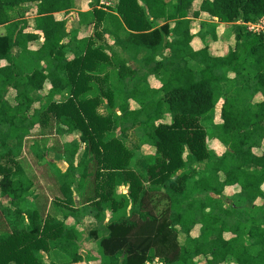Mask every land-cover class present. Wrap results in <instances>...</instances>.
<instances>
[{"label": "trees", "instance_id": "1", "mask_svg": "<svg viewBox=\"0 0 264 264\" xmlns=\"http://www.w3.org/2000/svg\"><path fill=\"white\" fill-rule=\"evenodd\" d=\"M78 1L0 0L6 27L0 35V194L10 204L0 207L10 228L0 232V264H46L41 254L51 250L78 264L81 238L98 245L99 264H198L201 257L206 264H264V34L245 26L264 17V0H117L115 7L80 12L79 27L69 30L57 14ZM190 13L240 21L234 45L213 55L204 41L219 40L217 25L202 21L204 46L196 49ZM150 76L159 78V87ZM46 84L43 105L36 95ZM106 99L108 113L99 114ZM51 120L59 135L73 136L63 154L48 150L49 158L67 164L56 172L69 211L43 220L21 158L25 139ZM204 123H212L210 133ZM130 130L141 139L134 148L123 137ZM214 139L223 153L209 147ZM84 145L90 158L78 157ZM45 150L36 151L40 160H47ZM92 162L95 195L76 209L74 192L83 189ZM122 187L127 193L118 192ZM227 187L237 191L229 202ZM88 215L97 227L86 235L65 223ZM197 228L200 235L190 238ZM180 233L189 237L184 245Z\"/></svg>", "mask_w": 264, "mask_h": 264}, {"label": "rangeland", "instance_id": "2", "mask_svg": "<svg viewBox=\"0 0 264 264\" xmlns=\"http://www.w3.org/2000/svg\"><path fill=\"white\" fill-rule=\"evenodd\" d=\"M97 1V0H96ZM95 3V7L97 6H101L102 8H106V4H101L100 0L99 2ZM33 4L28 3V4H22L17 6L11 13V17L12 19H17L18 17L23 16L27 9H29L30 7H32ZM96 7V8H97ZM80 9H84V7L82 8H76L75 6L69 11V12H62V13H58L57 14V18L58 19H63L67 22V27L69 30H72L74 28H78L79 27V22H80ZM32 22V20H31ZM197 26V25H196ZM199 26V25H198ZM93 28H95L93 26ZM102 29V26L100 27ZM99 28V29H100ZM33 29V27H32ZM100 29V30H101ZM93 31H95L94 29H92ZM224 31V29H220V32ZM6 33V27L5 25H0V35H4ZM40 33L42 35V32H37ZM95 34V33H94ZM236 35V34H235ZM223 36H225V34H223ZM106 39V43L113 44V40L109 35L105 36ZM225 39V38H224ZM98 44H103V39L100 38V40H97ZM235 43V36L231 38L229 43H225V44H218L219 46H221V48H226L228 45ZM97 44V45H98ZM197 48L203 47L202 44L199 41H196L194 44ZM217 45V46H218ZM15 54L18 55V49L15 50ZM143 56L146 54L141 53ZM141 57L143 58L141 55L138 56V58ZM157 59H159V56H157ZM161 59V58H160ZM138 61V59L136 60V62ZM134 62V61H130L129 65H131L133 68H137L138 64ZM190 65L193 68H199L200 66L191 62ZM44 66V64H43ZM110 69H112V66L109 67V69L107 70L110 71ZM229 75V74H228ZM233 75V74H230ZM160 79H164L165 75L163 74V76L161 75V77L159 76ZM158 78V79H159ZM154 78L153 76H150L149 81L151 82V84L153 85H157L160 86V81ZM48 91H50V85L46 84L45 88L43 91H41L38 95H36L37 99H41L39 101H42L43 105H46L49 103L48 101ZM14 93L11 92V94L9 95V99L15 103L14 101ZM69 95V93H65L64 96H57L56 97V101H61L64 98H66ZM222 96V94H220ZM220 97V96H219ZM229 98L231 100H235L233 95L230 94ZM239 98H236V100ZM242 99V97L240 98ZM260 97H256V100H259ZM219 100V99H218ZM255 100V101H256ZM108 103L107 99L104 101V103H102L98 108H97V112L99 114L102 115H106L107 109H106V104ZM238 103L241 104V101H239ZM132 107H135L136 104H134L133 102L131 103ZM47 107V106H45ZM220 107V104H219ZM167 122H170L171 119L166 120ZM204 126L207 130V132H211L213 129V125L212 123H204ZM58 127L57 122L51 120L49 122V124L41 131V133H37L34 134L32 136H29L25 139V144H24V150H23V156H22V160H23V165L25 167V171L27 173H29V175L33 176V183H34V187L32 188L33 194L31 197L32 201L34 202L35 208L40 212L41 216L43 217V220H46L47 216H45L46 214L49 213V215H57L58 213L55 214H51L53 211H69V209H67V205H65V203L63 202V196L61 195L60 192V186L57 180V172H56V168H60L62 170H65L67 167V164L64 161H54L51 158L48 157V150H51L52 152H59L63 150V143L65 142L66 138H62L60 137V135L56 134L55 130ZM119 131V130H118ZM133 132H135L133 130ZM73 136H69L68 140L72 139ZM124 139H126V143L127 141H131V136H129V132H126L123 135ZM122 137V138H123ZM128 137V139H127ZM139 140L141 141V139L139 138ZM139 141V143H141ZM132 145H130L131 147ZM52 147V148H51ZM209 147L211 149H213L214 151L218 152L219 154L223 153L225 150V147L223 145H221V143H219L218 141L214 140H209ZM263 147V144H262ZM51 148V149H50ZM38 149H46L45 150V157L47 158V160H40L37 156H36V151ZM264 149V147H263ZM143 151H151V147H144ZM89 149L85 147V145L81 148L78 157L79 158H83V157H88L90 158L91 153L89 154ZM52 163H55L56 166H54ZM143 165L144 167L147 166L145 161H143ZM96 163L92 162L89 166V171L91 172V175L89 176V178L86 180L83 189L78 190L76 196V205L77 207H81L83 205H87L88 203L90 204V199H92L95 195V191H96V179L94 177V173H96ZM143 167V166H142ZM202 167V165L200 166ZM128 191V187H122L118 190L119 193H127ZM236 190L232 189V188H226L225 190V196L227 197V202H229V199H231V197L236 194ZM118 194V193H117ZM229 198V199H228ZM88 204V205H89ZM228 203H225V206L228 207L227 205ZM9 207V199L6 197H2L0 194V207L4 208V207ZM2 209H0V232L3 231H9V226L8 223L5 219V216H3L2 213ZM128 211H130V208H128ZM82 226V231L84 232V235H86V232L90 231L92 228L91 226H89V223H85V225H81ZM200 235V232L197 229H193L189 235L190 238L193 237H197ZM189 237L186 236V234L180 233L179 234V241L181 244H186L188 242ZM81 248L80 251L83 253V255L85 257H96L97 259H100L99 256V247L96 243L91 242V241H85V238H81ZM188 247L191 248L192 244L189 243ZM57 253L59 252H54V256L51 258V260H57L56 255H58ZM43 255L44 259L46 260V264H50L48 259L49 255L46 254H41ZM50 256H52L50 254ZM198 264H206V258L201 257L198 260ZM222 264H235L234 262H227V263H222Z\"/></svg>", "mask_w": 264, "mask_h": 264}, {"label": "crops", "instance_id": "3", "mask_svg": "<svg viewBox=\"0 0 264 264\" xmlns=\"http://www.w3.org/2000/svg\"><path fill=\"white\" fill-rule=\"evenodd\" d=\"M96 0H80L78 2H76L73 7L75 6L76 8H82L84 7V9H80V11L82 12H87V11H90V10H93L94 8H96L94 5H95V2ZM98 1H96L97 3ZM101 4H106V5H110V6H117V3L118 1L117 0H100ZM97 8H102L101 6H98ZM105 9V8H104ZM190 17H192V13H190ZM30 22L32 19H29ZM202 21H207L209 23H214L217 25V35H218V38L219 40L214 42L210 37L206 38V40L204 41L206 44H209L210 45V51L213 55H216V54H219V55H223L227 52V50L232 47L234 45L233 44H230V46L228 45L226 48H221V46H219L218 44H227L230 42L231 38L235 36V34L237 33V28L236 26L240 25V21H236L234 23H222V22H219V20L217 18H214V17H210L208 16L207 14H203L201 15L200 18H197V19H194L193 18V21H192V33L195 35V39H194V42H193V46L198 49L194 44L196 41H199L202 46H204V42H202L201 38L198 37V32H199V29H200V26H201V22ZM197 25V26H196ZM199 25V26H198ZM77 28V27H76ZM224 29V31L220 32V29ZM93 28L91 29H88L89 30V33L92 35L93 34ZM223 34H225V36H223ZM197 36V37H196ZM225 38V39H224ZM218 45V46H217ZM201 48V47H200ZM142 57L143 55L140 54ZM161 57H159L160 59ZM139 59H141V57H139ZM155 78V77H154ZM150 82V81H149ZM151 84V83H150ZM161 84V83H160ZM153 87H159L157 85H153L151 84ZM56 134L57 131L55 130ZM129 132V136H131V141L129 140V142H131L130 144L132 145V147L134 148V146H138L140 143H139V138L137 137V135L135 134V132H133V130H130L128 131ZM59 135V134H58ZM60 137L64 138V136H61ZM69 136H65L66 140H68ZM128 138V137H127ZM65 140V142H66ZM64 142V143H65ZM64 143H63V150H64ZM263 147H264V141H263ZM63 150L62 151H59L58 153L60 154H63ZM143 159H140L138 161V165L140 166V168L144 169V165H143ZM143 166V167H142ZM27 173V172H26ZM27 175L30 177V179L33 181V176L29 175V173H27ZM34 182V181H33ZM227 188H232V189H235V187H227ZM262 190L264 192V184L262 185ZM61 192V191H60ZM77 192H74V195H76ZM62 195V194H61ZM64 199V197H63ZM76 209H79L80 207H77L75 206ZM82 207V206H81ZM67 212V211H66ZM55 213H58L57 215H54V217H58L60 219L63 218L64 216V213L65 211H53L51 214H55ZM107 214V219L109 220L112 216V212L111 211H107L106 212ZM48 214H46L45 216H48ZM4 216V214H3ZM51 216V215H50ZM53 216V215H52ZM6 219V217H5ZM7 221V219H6ZM89 223V226H91L92 229L96 228L97 227V224H96V220L92 217V216H85V218L81 221V222H77L73 217H68L66 220H65V223L68 225V226H75L76 229H78L79 231H82V226L81 225H85V223ZM8 223V221H7ZM9 226V224H8ZM91 229V230H92ZM10 230V228H9ZM54 252H59L57 253L58 255L55 254L57 260H51V258L54 256ZM46 255H49L48 256V259L51 260L49 261V263H52V264H67V263H70L71 259L64 253L60 252L59 250H51L49 253H44ZM50 254L52 256H50ZM46 261V260H45ZM100 262V259H97L96 257H85L84 256V261L81 262V263H78V264H99ZM14 264V263H12Z\"/></svg>", "mask_w": 264, "mask_h": 264}, {"label": "built area", "instance_id": "4", "mask_svg": "<svg viewBox=\"0 0 264 264\" xmlns=\"http://www.w3.org/2000/svg\"><path fill=\"white\" fill-rule=\"evenodd\" d=\"M245 26L247 27L249 32L256 34H264V17L260 18L256 22L245 23Z\"/></svg>", "mask_w": 264, "mask_h": 264}]
</instances>
